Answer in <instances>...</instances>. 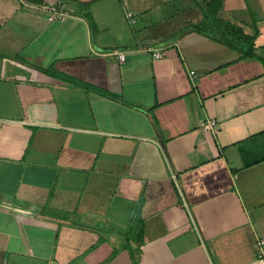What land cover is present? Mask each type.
Wrapping results in <instances>:
<instances>
[{
    "label": "crops",
    "instance_id": "obj_1",
    "mask_svg": "<svg viewBox=\"0 0 264 264\" xmlns=\"http://www.w3.org/2000/svg\"><path fill=\"white\" fill-rule=\"evenodd\" d=\"M199 2L0 0V264H264V65Z\"/></svg>",
    "mask_w": 264,
    "mask_h": 264
},
{
    "label": "trees",
    "instance_id": "obj_2",
    "mask_svg": "<svg viewBox=\"0 0 264 264\" xmlns=\"http://www.w3.org/2000/svg\"><path fill=\"white\" fill-rule=\"evenodd\" d=\"M35 3H41L43 0H28ZM223 0H203L199 2L204 14L203 24L194 27L197 31L205 36L213 38L214 41L223 44L232 50L236 55V59L231 60L228 64H232L237 60H258L264 65V54L259 52L256 46V39L260 34V29L256 27V34H247L242 27L229 20L218 17L219 9ZM86 11V8H83ZM88 17V13L86 15ZM227 64V65H228ZM64 78L60 73H55ZM139 235L142 237L144 233V223L141 218Z\"/></svg>",
    "mask_w": 264,
    "mask_h": 264
},
{
    "label": "built area",
    "instance_id": "obj_3",
    "mask_svg": "<svg viewBox=\"0 0 264 264\" xmlns=\"http://www.w3.org/2000/svg\"><path fill=\"white\" fill-rule=\"evenodd\" d=\"M51 12L55 13V17H59V18H64L65 17V12L63 11V9H60L58 7H53L50 9ZM53 18V17H51ZM159 48H153V54L155 57L157 58H161L163 56V53L161 51H158ZM119 59L123 60L124 59V55L123 54H119ZM190 76L192 79H197L198 73L195 70H191L190 71ZM203 128L206 130H211V131H216L219 128V124L217 122V120L215 119H210L205 121L203 124ZM261 246V253H260V257L261 260H263V256H264V240H261L260 243Z\"/></svg>",
    "mask_w": 264,
    "mask_h": 264
},
{
    "label": "rangeland",
    "instance_id": "obj_4",
    "mask_svg": "<svg viewBox=\"0 0 264 264\" xmlns=\"http://www.w3.org/2000/svg\"><path fill=\"white\" fill-rule=\"evenodd\" d=\"M165 48H166V47H165ZM229 52L231 53V52H233V51L229 49ZM194 70H195V71L197 70L196 72L199 74V72L202 71V67H201L200 69H199V68H197V69L194 68ZM198 77H199V76H198Z\"/></svg>",
    "mask_w": 264,
    "mask_h": 264
}]
</instances>
